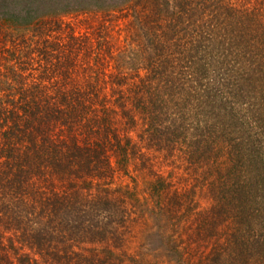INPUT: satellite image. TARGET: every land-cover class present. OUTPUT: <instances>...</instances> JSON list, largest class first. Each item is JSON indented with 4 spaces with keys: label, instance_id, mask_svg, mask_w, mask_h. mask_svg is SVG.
<instances>
[{
    "label": "trees",
    "instance_id": "obj_1",
    "mask_svg": "<svg viewBox=\"0 0 264 264\" xmlns=\"http://www.w3.org/2000/svg\"><path fill=\"white\" fill-rule=\"evenodd\" d=\"M59 1L0 13V264H133L110 240L140 200L188 231L181 264H264V0ZM86 11L131 17L124 47L63 35Z\"/></svg>",
    "mask_w": 264,
    "mask_h": 264
},
{
    "label": "rangeland",
    "instance_id": "obj_2",
    "mask_svg": "<svg viewBox=\"0 0 264 264\" xmlns=\"http://www.w3.org/2000/svg\"><path fill=\"white\" fill-rule=\"evenodd\" d=\"M68 1L69 0L59 1L61 3L55 7V10L57 8V11H60L66 8V3ZM28 4H31L33 10H37L39 13L44 10H52L50 9V5L42 6L37 0H0V13L5 11L9 12V14H21L20 17L22 18L23 9H27ZM76 4L78 9L86 7L83 4V0L81 2L77 1V3H72L74 6ZM89 8L91 9L93 7ZM124 11H127V9ZM119 15L120 12H112L111 16H107L103 19L102 14L98 13L95 18L93 15H89L88 11H86L83 13H63L58 16V18L61 19L62 22L61 26L63 28V35H66L70 30L74 31L76 34H84L93 31L95 27L103 24V27H107L106 30L111 42L115 44V46L124 47V36L126 33L124 26L131 17L125 19L124 17H119ZM139 29L140 28L138 27V31L142 32ZM9 35L11 34L9 33L7 37L3 38V44L5 47H11L13 45L10 43L12 36L9 37ZM51 36L54 38L56 35L54 36L52 33ZM120 56L122 55H118L117 59L120 58ZM184 166L185 165L180 168H172L171 166L164 165L159 166L157 169L164 175H170V173H172L174 186H177V189L181 192L187 191L192 184L195 187H200V184L205 182L207 178H212L210 175L206 176L207 174L201 172L198 168L190 170L189 168H184ZM127 181L128 179L126 177H120L117 179L116 184L122 185ZM140 184L142 189H145V185L142 183ZM192 194L193 193H191V195ZM189 198L190 196L188 199ZM208 198H210V193H206L204 190L197 194L193 200L197 202V205H199L200 208H204L209 205ZM149 203L150 202L147 200H140L135 204L133 213H131L130 217L126 219L121 226L116 225L121 240L119 238L116 240H110L111 244L115 245L113 248L114 251L119 256H122L124 260H129L133 264H181V255L185 251V247L187 248L188 246L186 244L188 236L185 235L186 233L189 234L188 231H180L177 228L179 226H176L174 227L175 229H173L174 225L172 226L171 224L173 220L170 219V222H164V218H162L160 213L154 212ZM125 206L129 207L127 204ZM107 245H110V243ZM191 245L193 247H189L191 248L189 251L191 257L187 256V259L194 264L197 262L198 256L200 255V249L198 246L195 247L194 244Z\"/></svg>",
    "mask_w": 264,
    "mask_h": 264
}]
</instances>
